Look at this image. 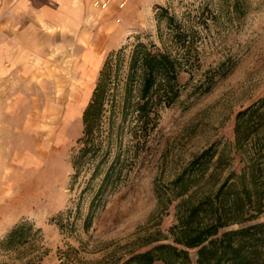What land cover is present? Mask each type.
Wrapping results in <instances>:
<instances>
[{
	"label": "rangeland",
	"instance_id": "rangeland-1",
	"mask_svg": "<svg viewBox=\"0 0 264 264\" xmlns=\"http://www.w3.org/2000/svg\"><path fill=\"white\" fill-rule=\"evenodd\" d=\"M129 1L127 14L99 39L92 34L88 47L79 40L49 46L42 35L36 60L0 71V240L23 220L40 229L38 244L24 254L0 250V264H127L170 243L178 203L167 201L171 180L205 148L233 142L238 113L264 103V0ZM156 6L200 32L195 70L179 76V97L160 110L146 142L125 128L115 145L123 166L114 184L97 194L100 176L88 184L91 170L84 169L71 185V158L99 70L111 51L138 40L160 46L166 32ZM89 43L100 65L87 63ZM189 253L196 264V250Z\"/></svg>",
	"mask_w": 264,
	"mask_h": 264
},
{
	"label": "trees",
	"instance_id": "trees-1",
	"mask_svg": "<svg viewBox=\"0 0 264 264\" xmlns=\"http://www.w3.org/2000/svg\"><path fill=\"white\" fill-rule=\"evenodd\" d=\"M155 18L166 32L160 31V46L138 40L105 58L82 113L71 185L84 169L91 170L88 184L100 176L97 194L114 184L123 166L115 145L125 128L146 142L160 110L179 97V76L195 70L200 32L163 6H156ZM243 147L248 152L241 153ZM170 184L167 201L178 200L171 242L135 253L127 264H193V249L196 264H264V222L258 221L264 213V103L239 112L234 141L202 150ZM156 194L161 202L163 195ZM89 224L88 219L84 228ZM38 234L32 223L20 221L0 240V250L24 254L38 244Z\"/></svg>",
	"mask_w": 264,
	"mask_h": 264
},
{
	"label": "crops",
	"instance_id": "crops-1",
	"mask_svg": "<svg viewBox=\"0 0 264 264\" xmlns=\"http://www.w3.org/2000/svg\"><path fill=\"white\" fill-rule=\"evenodd\" d=\"M103 1L0 0V71H5L10 64L36 60L32 55L37 56L44 48L39 38L42 35L50 41L49 46L54 45L53 41L70 40L73 47H76L75 40H79L78 46H86L94 33H100L99 39L101 33L114 24L116 16L128 12V8L119 9L116 3L105 9L94 6L95 2ZM61 46L70 45L62 43ZM96 50V46L90 44L87 51L91 52V57L87 63L98 61L100 65ZM2 108L5 111V105Z\"/></svg>",
	"mask_w": 264,
	"mask_h": 264
},
{
	"label": "built area",
	"instance_id": "built-area-1",
	"mask_svg": "<svg viewBox=\"0 0 264 264\" xmlns=\"http://www.w3.org/2000/svg\"><path fill=\"white\" fill-rule=\"evenodd\" d=\"M113 2L117 4L119 9H123L126 5L127 0H105L103 2H95L94 6H100L101 8L105 9L109 7V5L112 4Z\"/></svg>",
	"mask_w": 264,
	"mask_h": 264
}]
</instances>
